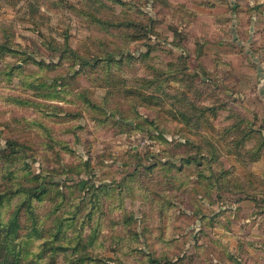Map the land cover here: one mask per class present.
Returning a JSON list of instances; mask_svg holds the SVG:
<instances>
[{
  "label": "rangeland",
  "instance_id": "374dc122",
  "mask_svg": "<svg viewBox=\"0 0 264 264\" xmlns=\"http://www.w3.org/2000/svg\"><path fill=\"white\" fill-rule=\"evenodd\" d=\"M210 8L0 0V221L20 210L21 264H264L262 72Z\"/></svg>",
  "mask_w": 264,
  "mask_h": 264
},
{
  "label": "crops",
  "instance_id": "0c3cea01",
  "mask_svg": "<svg viewBox=\"0 0 264 264\" xmlns=\"http://www.w3.org/2000/svg\"><path fill=\"white\" fill-rule=\"evenodd\" d=\"M224 1V4H219V0H211L209 16L215 20L217 16H223L228 33L223 39L226 44L227 41L232 42L234 44H230V47L241 48L249 57L254 55L250 60L262 72L255 79V96L264 105V0ZM222 8L225 9L224 13ZM261 118H264V112H261Z\"/></svg>",
  "mask_w": 264,
  "mask_h": 264
},
{
  "label": "trees",
  "instance_id": "16d2710c",
  "mask_svg": "<svg viewBox=\"0 0 264 264\" xmlns=\"http://www.w3.org/2000/svg\"><path fill=\"white\" fill-rule=\"evenodd\" d=\"M264 144H260L259 147L256 148V157L255 161L261 158L263 153ZM2 201L0 195V202ZM29 207L30 204H28ZM20 210H18L13 218L9 219L7 223L0 221V236H5L2 240H0V262L3 261L4 264H21V253L16 249L10 250L9 239L12 235H19V231L21 228L19 217Z\"/></svg>",
  "mask_w": 264,
  "mask_h": 264
}]
</instances>
